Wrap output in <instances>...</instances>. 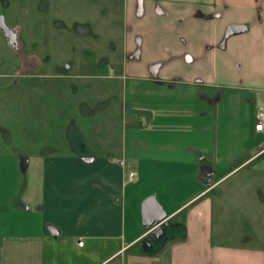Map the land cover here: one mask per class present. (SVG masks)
Segmentation results:
<instances>
[{
	"label": "crops",
	"instance_id": "0c3cea01",
	"mask_svg": "<svg viewBox=\"0 0 264 264\" xmlns=\"http://www.w3.org/2000/svg\"><path fill=\"white\" fill-rule=\"evenodd\" d=\"M32 1L35 20L5 18L16 47L0 29V67H12L0 79L32 81L37 95L17 112L16 148L0 121V264H264V131L255 129L264 0H0V14ZM76 2L88 5L84 32L96 48L108 33L104 11L116 5L122 17V27L112 21L120 32H111L110 51L100 52L110 76L80 75L117 86L80 104L85 115L102 110L112 128L119 110V138L96 144L80 128L79 137L61 135V107L39 101V80L76 79L70 66L50 68L37 49L26 51L43 48ZM68 88L75 98L77 87ZM3 96L0 120L11 113ZM154 202L165 214L157 232L144 217Z\"/></svg>",
	"mask_w": 264,
	"mask_h": 264
},
{
	"label": "rangeland",
	"instance_id": "374dc122",
	"mask_svg": "<svg viewBox=\"0 0 264 264\" xmlns=\"http://www.w3.org/2000/svg\"><path fill=\"white\" fill-rule=\"evenodd\" d=\"M19 4V2H17ZM29 5L32 8H29L28 11L22 12V8L13 7L10 10L1 9L3 11L0 16H4L9 20L10 15L18 20L20 22L23 20L33 21L37 17V2H24L23 5ZM63 3L65 7L68 4V1H61V8H64ZM97 1H92V4H97ZM42 3H39L41 6ZM89 4V3H88ZM104 4V3H103ZM110 4V2L108 3ZM29 6V7H30ZM37 7V8H35ZM67 8V7H66ZM64 12V11H63ZM105 12V18L108 20V26H106V30L108 31L105 41L102 42L103 48H96L95 41H92L89 39L88 35H86L85 31V20H89L90 18V12L88 10V5L85 6V2H76L74 10H71L70 12H64L61 14V22L58 26V28H50V31H53V33H45V46L43 48L37 47L35 43H31V45L28 46L26 51H36V49L40 52L41 57H43L44 62L48 63L46 66L50 68H54V63H60L61 67H67L70 66V69L68 71V74L72 75L73 77H76V79L71 80H57V79H41L39 80L38 90H42L45 93L42 95H39V101L41 103V100L45 101V104L54 105L55 108L61 107V116L58 120V124L60 126L61 135H63L65 138L77 136L81 134V131L78 129L80 128L83 130V132L88 137L90 143H98L94 139L99 140V138H105V136L111 137L112 134H114V138H119L117 136L118 129H120V125L122 128V121L118 122V109H112L111 114L113 116V128L111 125V122L109 121L105 126L103 123V116L104 112L102 110L95 108V117L92 116V114L85 115V111L82 110L80 107V104H84L85 101H91V99L95 100L94 95H100V91H107L108 89H116L117 86H111L112 84L109 81H101V80H91L88 78H84L87 73H91L90 75H97L96 77H107L111 74L112 66L108 64V61H103L100 58V52L102 51V54L106 52V49L110 51L111 45L113 42V39L111 40V34L116 31L115 36L118 34V31L114 29L115 25L118 26L121 25L122 27V17L118 14V12L121 14L120 10L117 11L116 5L109 6L108 10ZM87 14V15H86ZM89 14V15H88ZM87 16V17H86ZM119 16V17H118ZM101 19V18H100ZM99 21V19H98ZM96 21V22H98ZM115 24L114 26L112 25ZM35 24V22H33ZM50 24V22H49ZM100 24V21H99ZM112 32V33H111ZM34 36V40L38 36L36 32L32 34ZM48 36V37H47ZM40 37V34H39ZM115 40V39H114ZM115 42V41H114ZM106 57H113V54L111 52L110 55H106ZM0 58H2L0 56ZM3 66V67H2ZM2 67V68H1ZM0 72H8L10 70L11 65H1ZM207 69V66H206ZM32 84V81L25 82L23 81L18 86H15V83L11 81V79L5 78L0 79V111H5L7 108H4V110L1 108L5 103L2 101L1 97L4 94V90H8L11 88H15L14 92L10 94V92H6V96H3V99L7 101L8 105L11 106V113L14 112L12 115L11 113L5 112L2 116L0 121H3L6 126H8L7 134L6 132L4 134L5 137L8 140V143L11 147L16 148L15 142L20 139V130L19 128L21 126V120L20 115H17V112L19 113V108L23 104V100L25 98L30 99V103L32 102L35 104L36 101V94L35 92H31L32 94L29 95V90L31 88L29 85ZM70 85L71 89H74V86L77 87V94L74 98L72 93L71 96H68L67 93L69 91L68 86ZM59 88V91H62V96L58 100L56 95V89ZM115 93V105L117 108V95L116 91ZM29 95V97H28ZM94 96V97H93ZM32 97V98H31ZM45 98V99H44ZM27 104V102H26ZM81 108V109H80ZM84 109V108H83ZM224 111V109H222ZM75 113V114H74ZM71 116V118H69ZM76 116V123L73 125H69L70 122L74 121L72 118ZM72 119V120H70ZM75 119V118H74ZM69 121V122H68ZM119 123V127H118ZM4 125V124H3ZM44 125V124H43ZM110 125V126H109ZM16 126V127H15ZM77 126V127H76ZM56 127V126H55ZM106 127H109L106 129ZM50 128V126H49ZM63 131V132H62ZM107 132L109 134H107ZM48 133V132H46ZM44 134V138L48 139L51 138V135ZM55 133V132H54ZM64 133V134H63ZM78 133V135H77ZM106 133V135H105ZM55 136L56 133H55ZM70 139V138H69ZM65 140V139H64ZM65 142V141H64ZM63 143V142H62ZM66 146V144H65ZM66 148H68L66 146Z\"/></svg>",
	"mask_w": 264,
	"mask_h": 264
},
{
	"label": "water",
	"instance_id": "95a60500",
	"mask_svg": "<svg viewBox=\"0 0 264 264\" xmlns=\"http://www.w3.org/2000/svg\"><path fill=\"white\" fill-rule=\"evenodd\" d=\"M0 29L3 32V34L8 38L9 44L12 47L17 46V34L14 32L5 22V17L0 16ZM231 31H239L246 29L244 26H232ZM144 217L147 220V223L149 226H157L158 224L162 223L165 219V214L162 211L161 206L157 203H149L144 208ZM161 229L160 225L157 226L156 232Z\"/></svg>",
	"mask_w": 264,
	"mask_h": 264
},
{
	"label": "built area",
	"instance_id": "2783aa9c",
	"mask_svg": "<svg viewBox=\"0 0 264 264\" xmlns=\"http://www.w3.org/2000/svg\"><path fill=\"white\" fill-rule=\"evenodd\" d=\"M255 129L257 131H264V113L263 112H260L259 115H258V122L255 126ZM130 179L131 180H134L135 179V175L134 174H131L130 175ZM83 242H78V245L79 246H82Z\"/></svg>",
	"mask_w": 264,
	"mask_h": 264
}]
</instances>
